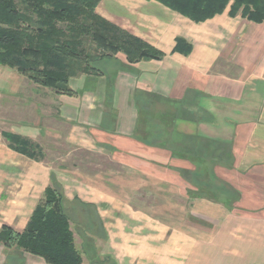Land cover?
I'll return each mask as SVG.
<instances>
[{"label": "crops", "instance_id": "1", "mask_svg": "<svg viewBox=\"0 0 264 264\" xmlns=\"http://www.w3.org/2000/svg\"><path fill=\"white\" fill-rule=\"evenodd\" d=\"M228 11L195 23L156 0L96 6V14L163 57L127 64L118 54L104 61L103 68L118 69L111 82L116 91L108 96L112 110L86 106L97 114L89 119L99 118L87 124L91 146L113 148L123 163L136 166L142 190L152 193L161 183L162 194L181 197L199 235L192 236L185 221L182 232L160 222L149 204L117 205L103 176L87 193L94 213L86 217L83 253L77 249L82 264H264V22ZM178 38L191 45L189 54L174 52ZM2 80L14 93L21 78ZM134 96L150 109L138 113ZM196 166L206 171L201 179L207 183L192 184ZM53 177L42 161L0 141V229L22 231ZM0 252V264H47L21 250L0 245Z\"/></svg>", "mask_w": 264, "mask_h": 264}, {"label": "trees", "instance_id": "2", "mask_svg": "<svg viewBox=\"0 0 264 264\" xmlns=\"http://www.w3.org/2000/svg\"><path fill=\"white\" fill-rule=\"evenodd\" d=\"M100 1L0 0V66L58 95L74 96L70 80L80 75L103 76L98 62L118 54L127 64L163 57L159 50L96 14ZM156 1L195 23L223 13L228 6L232 17L240 14L256 24L264 22V0ZM190 51L191 45L184 39L176 40L174 52L187 55ZM138 104L142 113L150 103L143 100ZM3 136L14 152L36 162L44 159L41 148L29 140L10 133ZM201 173L196 166L192 184L207 183L202 182ZM203 189L215 198L213 190ZM63 200L61 188L53 181L22 231L7 226L0 229V245L38 256L47 264H82Z\"/></svg>", "mask_w": 264, "mask_h": 264}, {"label": "rangeland", "instance_id": "3", "mask_svg": "<svg viewBox=\"0 0 264 264\" xmlns=\"http://www.w3.org/2000/svg\"><path fill=\"white\" fill-rule=\"evenodd\" d=\"M103 65L104 62L96 63L104 73L101 77L105 76L109 83L106 84L103 80L95 81L100 77L84 76L86 79L81 76L75 77L68 85L76 92L74 96L58 95L48 88L31 83L14 70L0 66V141L5 142L3 134L10 133L27 139L41 148L44 153L42 163L53 172V181L63 192V209L70 219L75 246L82 253L83 243L88 240L86 217L94 213L93 207L86 203L91 198L87 193L92 185L102 183L103 176L105 185L107 184L117 205L128 204L136 210L143 208L139 202L149 204L151 206L149 207L153 208V213H149L152 217L157 216L162 223L171 222V225L181 232L184 230L185 221L191 235L198 237V224L192 219L188 222L187 204L181 197H167L162 194L164 191L161 189L163 186L161 183L152 185L154 188L152 193L145 188L147 191L142 190L139 186L144 184V179L136 166L124 162L125 165L120 160L123 156L115 154L113 148L102 149L91 146L92 139L87 124H92L99 118L89 119L88 114L93 116L97 114H93L92 111L89 113L86 106H95L98 111H104L106 108L112 110V102L108 96L116 91L111 82L118 69L108 64L106 67L112 69H109L113 74L111 75ZM14 75L21 80L16 83L15 92L10 93L7 90L9 82L7 81L6 84L2 78H11ZM77 102H79V111L76 110ZM124 103L130 106L131 101ZM132 103L138 112V99L135 97ZM155 138L157 136H154ZM152 143H155V140ZM205 173L206 171H203L201 175ZM157 188L159 190L155 191ZM201 192L204 193V189H201ZM144 193L147 196H143ZM100 249L102 248L99 247L98 251ZM2 258L3 254L0 252V261Z\"/></svg>", "mask_w": 264, "mask_h": 264}]
</instances>
